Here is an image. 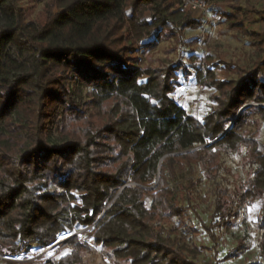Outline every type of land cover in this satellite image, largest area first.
<instances>
[{
	"label": "trees",
	"instance_id": "1",
	"mask_svg": "<svg viewBox=\"0 0 264 264\" xmlns=\"http://www.w3.org/2000/svg\"><path fill=\"white\" fill-rule=\"evenodd\" d=\"M183 1L0 0V264L63 231L75 234L47 264L84 263L89 241L116 262L205 264L165 223L196 231V166L214 177L223 149L250 150L252 172L240 191L215 184L209 235L264 198V140L246 129L264 126V0H203L257 53L231 79L186 44L204 19ZM168 40L175 61L143 62ZM181 78L211 91L201 112L177 99ZM256 227L262 260L248 264H264V206Z\"/></svg>",
	"mask_w": 264,
	"mask_h": 264
},
{
	"label": "rangeland",
	"instance_id": "2",
	"mask_svg": "<svg viewBox=\"0 0 264 264\" xmlns=\"http://www.w3.org/2000/svg\"><path fill=\"white\" fill-rule=\"evenodd\" d=\"M34 2L25 1L23 5L31 6ZM43 4H37L32 16L38 17L42 12ZM193 12L204 19V26L187 31L184 38H193L186 44L191 45L205 55H213L218 61L217 74L222 78H236L240 67L250 69L257 58V53L247 37L236 30L231 29L228 23L222 19L213 20L201 11ZM178 43L174 40L161 42L158 48L149 54H142L144 63L168 64L175 61L180 54ZM236 67H235V66ZM176 97L189 113L201 112L209 103L211 91L197 85L193 80L180 79ZM249 132L257 130L264 140V126L248 123ZM251 151L242 148L238 152L223 149L219 157V171L210 176L200 166H196L195 179L201 182L192 190L193 208L187 213L186 222L196 231H188L178 225L174 220L165 223V230L170 231L175 242L184 249L190 257L205 264H248L262 260L259 243V232L256 220L264 206V198H258L253 204L242 205L239 208L240 216L234 220L230 228L214 227V239L209 235L205 226L210 224L214 200L212 189L216 183L230 188L232 191H240L252 172ZM189 175L183 174L180 181L185 183ZM75 233L63 231L59 234L58 245L45 252L51 245L41 248H32L16 257L6 259L20 264H47L56 254L61 243ZM80 234V232H78ZM55 241V242H57ZM54 242V243H55ZM216 243V246H214ZM92 251L85 256V262L81 264H128L124 261L113 260L105 249L96 247L89 241ZM234 250L236 256L230 260H224L227 252ZM216 253V254H215Z\"/></svg>",
	"mask_w": 264,
	"mask_h": 264
},
{
	"label": "built area",
	"instance_id": "3",
	"mask_svg": "<svg viewBox=\"0 0 264 264\" xmlns=\"http://www.w3.org/2000/svg\"><path fill=\"white\" fill-rule=\"evenodd\" d=\"M183 9L186 11H201L206 14V17L209 15L211 19L218 20L219 16H217L212 10L209 9V4L204 2L203 0H184L183 1ZM59 241L53 243L49 248L46 249L45 252L50 251L56 245H58Z\"/></svg>",
	"mask_w": 264,
	"mask_h": 264
}]
</instances>
